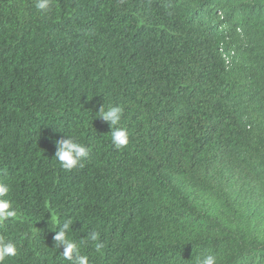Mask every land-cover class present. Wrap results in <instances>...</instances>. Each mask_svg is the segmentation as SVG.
<instances>
[{"label": "trees", "instance_id": "1", "mask_svg": "<svg viewBox=\"0 0 264 264\" xmlns=\"http://www.w3.org/2000/svg\"><path fill=\"white\" fill-rule=\"evenodd\" d=\"M0 264H264V0H0Z\"/></svg>", "mask_w": 264, "mask_h": 264}, {"label": "built area", "instance_id": "2", "mask_svg": "<svg viewBox=\"0 0 264 264\" xmlns=\"http://www.w3.org/2000/svg\"><path fill=\"white\" fill-rule=\"evenodd\" d=\"M225 61H226V64L229 65L230 63V58L228 56H225Z\"/></svg>", "mask_w": 264, "mask_h": 264}]
</instances>
